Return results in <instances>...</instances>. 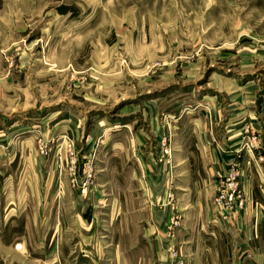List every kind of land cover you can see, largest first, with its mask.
Here are the masks:
<instances>
[{
    "label": "rangeland",
    "instance_id": "1",
    "mask_svg": "<svg viewBox=\"0 0 264 264\" xmlns=\"http://www.w3.org/2000/svg\"><path fill=\"white\" fill-rule=\"evenodd\" d=\"M0 264H264V0H0Z\"/></svg>",
    "mask_w": 264,
    "mask_h": 264
},
{
    "label": "crops",
    "instance_id": "2",
    "mask_svg": "<svg viewBox=\"0 0 264 264\" xmlns=\"http://www.w3.org/2000/svg\"><path fill=\"white\" fill-rule=\"evenodd\" d=\"M204 129H206L208 132L210 131V127H208V125H206V124H204ZM207 132V133H208ZM211 134V133H210ZM214 139V140H213ZM212 140L210 139V138H208V136L207 135H205V133H203L202 135H201V137H200V139L198 138V139H196L197 140V143L198 142H200V141H203V142H205L206 144L205 145H207L209 148L211 147L212 148V146L214 145L213 144V141H215V143L217 144V145H220L221 143V141L220 142H218V140L216 139V138H213Z\"/></svg>",
    "mask_w": 264,
    "mask_h": 264
}]
</instances>
